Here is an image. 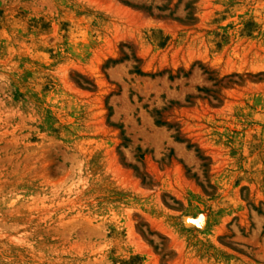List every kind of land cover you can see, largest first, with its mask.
Returning a JSON list of instances; mask_svg holds the SVG:
<instances>
[{"label":"rangeland","instance_id":"1","mask_svg":"<svg viewBox=\"0 0 264 264\" xmlns=\"http://www.w3.org/2000/svg\"><path fill=\"white\" fill-rule=\"evenodd\" d=\"M0 264H264V0H0Z\"/></svg>","mask_w":264,"mask_h":264}]
</instances>
